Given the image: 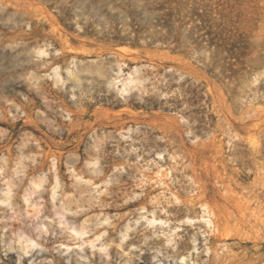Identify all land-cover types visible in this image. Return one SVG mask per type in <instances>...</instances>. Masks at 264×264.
Segmentation results:
<instances>
[{
    "label": "rangeland",
    "instance_id": "1",
    "mask_svg": "<svg viewBox=\"0 0 264 264\" xmlns=\"http://www.w3.org/2000/svg\"><path fill=\"white\" fill-rule=\"evenodd\" d=\"M29 1L0 5V264H264V0Z\"/></svg>",
    "mask_w": 264,
    "mask_h": 264
},
{
    "label": "bare ground",
    "instance_id": "2",
    "mask_svg": "<svg viewBox=\"0 0 264 264\" xmlns=\"http://www.w3.org/2000/svg\"><path fill=\"white\" fill-rule=\"evenodd\" d=\"M107 1V0H106ZM33 2H35V1H33ZM33 2H31V3H33ZM99 2V1H98ZM152 2V1H151ZM10 4H12V5H14L16 8H18V10L20 9V10H23L24 11V15L26 14V15H29L30 17H32V14H31V12L30 11H28V9H29V4H30V1L29 0H0V5L2 6L3 5V7H5V5L7 6V5H10ZM95 4V3H94ZM103 4V3H102ZM104 4H107V3H104ZM31 5H33V4H31ZM37 5V4H36ZM35 5V6H36ZM100 6V5H99ZM104 6V5H103ZM13 7V6H12ZM34 7V6H33ZM108 7V6H107ZM14 8V7H13ZM15 8V9H16ZM99 8V7H98ZM35 9H37V8H35ZM17 10V9H16ZM39 10V9H38ZM45 10V9H44ZM85 10V9H84ZM102 10V9H101ZM19 15V14H18ZM21 15V14H20ZM23 15V14H22ZM48 15V14H47ZM36 16H37V14H36ZM47 17V16H46ZM34 18H36V17H34ZM56 24V23H55ZM54 24V25H55ZM56 26V25H55ZM55 30V29H54ZM67 33V32H66ZM65 35H67V34H65ZM87 36V35H86ZM61 37H62V35H61ZM67 37V36H66ZM79 38V37H78ZM66 38H64V40H65ZM69 43V42H68ZM116 53V52H115ZM120 54H118L119 56L121 55V52H119ZM123 53V52H122ZM117 54V53H116ZM125 55H128L127 53L125 54ZM131 55V54H130ZM123 56H124V53H123ZM132 56V55H131ZM137 56V55H136ZM124 57H126V56H124ZM128 57V56H127ZM134 57V56H133ZM138 57V56H137ZM116 59H117V56H116ZM123 59V58H122ZM132 59V60H131ZM130 60L131 61H135V60H137V59H133V58H131ZM138 59H140V58H138ZM120 60V59H119ZM120 62V61H119ZM118 63V62H117ZM127 62H126V60L125 59H123L122 60V64H120L118 67H119V72L120 73H124L125 71H124V65L126 64ZM119 64V63H118ZM125 66H127V64L125 65ZM173 67V66H172ZM175 67V66H174ZM177 67V66H176ZM141 70V69H140ZM139 69H138V67L136 66L135 67V69L134 70H132V71H130L129 73H127L128 74V78H126V79H124V80H120V81H117V80H115L114 82V84H122L121 86V88L122 89H120V91H121V93L122 94H126V93H130L131 91H133L134 89L133 88H136L135 86L141 81V79L138 77V75L140 74V71ZM125 74V73H124ZM123 79V78H122ZM140 84V83H139ZM127 104H129L130 106H132L131 104H130V100L128 99V101H127ZM130 110H131V108H130ZM127 112L126 113H132L133 115H134V111H129L128 109L126 110ZM119 115V114H118ZM128 115V114H127ZM136 115V114H135ZM130 116V115H129ZM138 116V115H137ZM116 118H117V116H116ZM132 118H134V117H132ZM115 120H119L120 121V123L121 122H123L124 121V118L122 117V116H118V118L117 119H115ZM117 122V121H116ZM123 130V129H122ZM36 186L37 187H41L42 185H37L36 184ZM13 192V188L9 185V190H8V195L5 197V198H1V203L2 204H7L8 206H10L11 205V200H12V196H11V193ZM30 214H33V212H30ZM204 219H206L205 217H204ZM147 220L149 221V223H151V224H155L156 222H157V220L154 218V219H151V218H147ZM163 222H161V224H162ZM208 223H209V225H211V221H209L208 220ZM35 246H39V244L36 242V241H34L33 239H31L30 240V245H28L26 248H24V251L26 252V254L28 253V250H30V249H32L33 247H35ZM195 249H197V248H195ZM183 262L185 263V264H188L187 262H186V259H183ZM192 264H194V263H192Z\"/></svg>",
    "mask_w": 264,
    "mask_h": 264
}]
</instances>
